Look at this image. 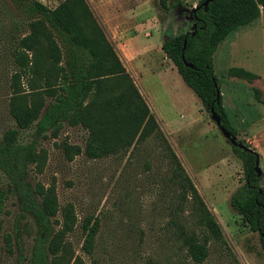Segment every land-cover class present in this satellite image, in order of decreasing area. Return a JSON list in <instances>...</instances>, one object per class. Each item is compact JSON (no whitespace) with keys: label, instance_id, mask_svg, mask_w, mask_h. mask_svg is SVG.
Instances as JSON below:
<instances>
[{"label":"rangeland","instance_id":"1","mask_svg":"<svg viewBox=\"0 0 264 264\" xmlns=\"http://www.w3.org/2000/svg\"><path fill=\"white\" fill-rule=\"evenodd\" d=\"M35 1L51 9L62 0ZM84 2L222 234L225 246L210 241L199 264H264L257 234L229 206L231 193L243 182L241 163L160 50L164 34L187 29L190 22L184 16L198 0H180V8L169 11H162L159 0ZM26 21L12 0H0V136L15 126L6 101L10 75L17 69L13 50L27 33ZM212 65L236 139L258 154V184L264 190V14L228 34L213 53ZM230 69L255 77L232 75ZM32 130L20 132V140H30ZM85 139L84 129L65 123L55 137L45 132L36 141L39 166L30 165L26 176L31 186L52 188L60 208L71 206L75 226L64 240L72 254L70 264L75 256L82 264H196L187 256L181 235L199 236L203 230L171 179L172 165L161 139L150 137L101 159L79 154L67 161L62 145L82 150ZM6 184L0 172V191ZM86 217L98 222L88 255L81 250ZM24 222L14 195L7 193L0 204V264H15L14 256L4 251L5 234L14 237L17 232L29 257L32 234L26 235Z\"/></svg>","mask_w":264,"mask_h":264},{"label":"trees","instance_id":"2","mask_svg":"<svg viewBox=\"0 0 264 264\" xmlns=\"http://www.w3.org/2000/svg\"><path fill=\"white\" fill-rule=\"evenodd\" d=\"M203 1L198 0L193 11H186L184 18L190 25L184 32L164 34L160 50L202 108L208 114L212 109L220 126L236 137L221 105L212 55L228 34L264 14V0H211L206 7ZM12 3L27 19V33L13 50L17 69L9 78L6 112L15 126L0 136V172L7 181L5 191H0V204L7 193L14 195L25 220L22 229L26 235L32 234V244L29 257H25L17 232L14 237L5 234V253L14 256L15 264H70L72 254L64 240L75 226L71 206L60 208L52 188L26 182L28 167L39 166L41 160L37 139L47 131L55 137L62 123L86 131L82 150L62 145L67 161L79 154L101 159L126 152L150 137L161 139L172 165L171 179L203 230L199 236L193 232L181 235L187 256L199 264L207 257L210 241L225 246L212 215L84 0H62L51 9L35 0ZM159 6L162 11L177 10L180 0H159ZM229 73L255 77L241 69H230ZM30 128L31 139L22 142L20 132ZM236 142L243 149L230 148L241 163L243 182L231 193L229 206L257 234L258 246L264 252V190L258 184L261 176L254 171L258 154L242 140ZM97 229V219L86 217L82 221L84 254L92 252ZM71 264L82 262L75 256Z\"/></svg>","mask_w":264,"mask_h":264},{"label":"water","instance_id":"3","mask_svg":"<svg viewBox=\"0 0 264 264\" xmlns=\"http://www.w3.org/2000/svg\"><path fill=\"white\" fill-rule=\"evenodd\" d=\"M211 0H204L202 5L204 7H206V5L210 2ZM194 7L192 8L193 11ZM181 59L182 56H181ZM184 66L188 67V68H192V66L189 63L183 62ZM218 96V93L216 94ZM209 118L210 120L213 122V124L215 125V127L218 129V131L220 132L221 136L229 143L230 147H238L239 149H243L241 144H238L236 142V137H232L230 136V134L225 131L221 126H220V120L219 117L212 111V109H210L209 111ZM254 171L256 173L257 176H260V170L258 168V158L255 159L254 162ZM262 237L264 238V235H262Z\"/></svg>","mask_w":264,"mask_h":264},{"label":"crops","instance_id":"4","mask_svg":"<svg viewBox=\"0 0 264 264\" xmlns=\"http://www.w3.org/2000/svg\"><path fill=\"white\" fill-rule=\"evenodd\" d=\"M164 55V54H163ZM168 60V59H167Z\"/></svg>","mask_w":264,"mask_h":264}]
</instances>
